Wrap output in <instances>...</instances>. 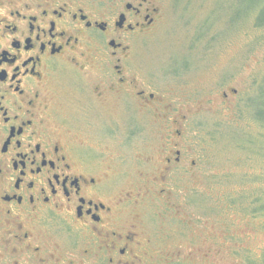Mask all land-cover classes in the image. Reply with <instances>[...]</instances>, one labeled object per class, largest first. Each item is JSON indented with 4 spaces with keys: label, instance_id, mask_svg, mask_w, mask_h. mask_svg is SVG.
Wrapping results in <instances>:
<instances>
[{
    "label": "rangeland",
    "instance_id": "374dc122",
    "mask_svg": "<svg viewBox=\"0 0 264 264\" xmlns=\"http://www.w3.org/2000/svg\"><path fill=\"white\" fill-rule=\"evenodd\" d=\"M160 6L155 28L130 40L129 70L161 104L179 109L172 118L187 120L178 126L164 109L160 117V108L141 112L133 102L124 113L112 100L95 104L98 114L89 118L66 105L62 131L100 158L114 196V231L138 234L141 264H264V0ZM105 123L120 131L131 123L130 143L125 132L104 138ZM177 146L181 165L194 160L195 173L178 166L166 177L165 160ZM36 261L11 256L0 242V264Z\"/></svg>",
    "mask_w": 264,
    "mask_h": 264
},
{
    "label": "flooded vegetation",
    "instance_id": "af4514ba",
    "mask_svg": "<svg viewBox=\"0 0 264 264\" xmlns=\"http://www.w3.org/2000/svg\"><path fill=\"white\" fill-rule=\"evenodd\" d=\"M160 19V0H0V242L11 256L37 264H141L138 234L114 231V196L100 158L74 145L60 117L66 105L89 118L98 114L95 104L117 100L124 113L133 102L184 123L185 115L172 118L177 107L161 104L129 70L130 40ZM126 128L105 123L104 138L125 132L129 144L135 131ZM183 155L177 146L166 158V177L178 166L195 173L194 160L181 165ZM72 231L84 240L80 252Z\"/></svg>",
    "mask_w": 264,
    "mask_h": 264
},
{
    "label": "trees",
    "instance_id": "16d2710c",
    "mask_svg": "<svg viewBox=\"0 0 264 264\" xmlns=\"http://www.w3.org/2000/svg\"><path fill=\"white\" fill-rule=\"evenodd\" d=\"M258 26H264V24H263V25H260V24H259ZM260 210H261V211L264 210V201H263L262 204H261V208H260Z\"/></svg>",
    "mask_w": 264,
    "mask_h": 264
}]
</instances>
